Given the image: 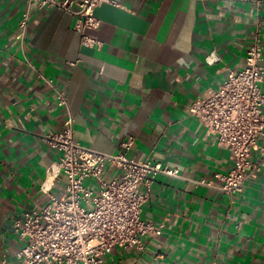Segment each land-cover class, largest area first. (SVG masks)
<instances>
[{
	"label": "crops",
	"instance_id": "crops-1",
	"mask_svg": "<svg viewBox=\"0 0 264 264\" xmlns=\"http://www.w3.org/2000/svg\"><path fill=\"white\" fill-rule=\"evenodd\" d=\"M116 1L96 9L101 27L87 33L102 45L89 48L74 16L36 6L19 40L27 2L0 0V264L15 263L22 247L14 223L65 188L49 173L60 154L46 137L68 114L82 146L160 161L181 176L159 177L143 208L162 235L144 237V250L113 249L104 264H264V166L243 192L221 191L216 175L230 173L232 154L189 112L246 66L254 35L264 46V0ZM251 161L260 165L261 153Z\"/></svg>",
	"mask_w": 264,
	"mask_h": 264
},
{
	"label": "built area",
	"instance_id": "built-area-1",
	"mask_svg": "<svg viewBox=\"0 0 264 264\" xmlns=\"http://www.w3.org/2000/svg\"><path fill=\"white\" fill-rule=\"evenodd\" d=\"M26 2L19 22V40L26 38L36 6L74 16L75 30L89 48L102 45L87 33L101 27L96 9L104 4L121 7L116 0ZM252 39L246 66L230 69L218 89L205 91L189 107L190 116L202 123L219 147L232 154L230 173L216 175L223 183L221 191L229 195L243 192L245 184L257 178L260 166H264V148L259 145L264 135V46L258 35ZM216 62L207 58L210 65ZM49 84L52 86V80ZM58 102L61 107L67 105L61 91ZM46 139L60 154L49 173L63 175L65 188L50 194L45 205L35 207L14 223L23 244L13 264H104V256L113 249L144 250V237L162 235L163 225L144 219L143 208L159 177L181 178L177 169L149 158L137 161L124 152L112 155L82 146L75 141L71 114L63 129ZM133 143L134 137H129L122 148L128 150ZM254 151L261 153L260 165L251 161ZM111 169H117L119 174L108 179Z\"/></svg>",
	"mask_w": 264,
	"mask_h": 264
}]
</instances>
